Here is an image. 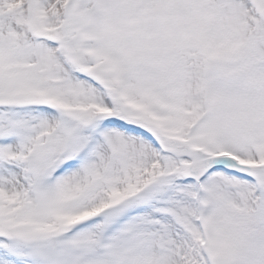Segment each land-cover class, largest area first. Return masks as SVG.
<instances>
[{"label": "snow or ice", "instance_id": "1", "mask_svg": "<svg viewBox=\"0 0 264 264\" xmlns=\"http://www.w3.org/2000/svg\"><path fill=\"white\" fill-rule=\"evenodd\" d=\"M0 264H264V0H0Z\"/></svg>", "mask_w": 264, "mask_h": 264}]
</instances>
